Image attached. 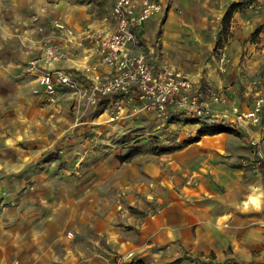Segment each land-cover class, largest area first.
Returning a JSON list of instances; mask_svg holds the SVG:
<instances>
[{
	"label": "rangeland",
	"instance_id": "rangeland-1",
	"mask_svg": "<svg viewBox=\"0 0 264 264\" xmlns=\"http://www.w3.org/2000/svg\"><path fill=\"white\" fill-rule=\"evenodd\" d=\"M233 2L236 6L232 12L239 9L249 16L264 13V6L254 0H231L223 7L218 31L211 21L217 33L205 59L212 61L209 67L214 69L213 81L220 77L216 70L227 69L221 47L228 39L232 12L225 26L223 15ZM160 3V9L135 29L137 40L130 49L133 54H143L149 67L180 70L191 80L186 90L175 89L174 98L164 100L150 98L146 93L140 96L141 91L134 85L127 89L110 86L124 81L123 69L104 60L98 43L89 41L86 35L113 30L114 2L99 27L82 30L80 35L61 19L46 24V28L45 24L37 25L42 34L38 54L30 57L24 67L29 72L41 71L33 73L38 86L31 90L39 98H29V108L25 103L16 104L20 107L17 113L12 117L3 113L0 120L2 137H7L5 144H12L0 152V203L6 205L14 218L12 222L19 226L23 241H29L32 222L35 242L51 245L54 252L49 255L50 264H191V252L184 248L174 256L154 254L142 242L148 234L142 237L141 233L144 224L154 219L170 224L171 217L176 225L178 211L172 204L191 197V167H197L204 155L209 156L191 146L203 144L207 137L200 132L213 127L212 120L199 116L224 118L230 125V130L212 136L213 144H223L225 148L211 152V161L233 165L244 160L251 174L264 160V151L260 157L251 142L256 139L262 145L254 131L260 128L264 107L260 124L254 126H242L223 116L225 108L238 106L242 110L251 105L250 88L258 80L264 87L263 77L259 78L262 75L249 81L246 95L242 93L244 85L229 87L235 83L230 74L220 77V84H206L201 74L191 72V54L185 55L188 62L181 63L175 61L178 56L174 54L170 58L169 49L163 50V42L169 39L165 35L167 27L163 26L169 6L164 0ZM155 14L160 16L152 35L140 39V30ZM35 20L39 22L36 17ZM55 21L63 22L66 29H57ZM258 27L255 24L254 28ZM45 29L50 36L64 38L65 43L51 40ZM187 38L191 36L183 33L182 48L191 52ZM76 45L83 50L79 52ZM47 46L60 56L47 58ZM40 62L63 66L43 68ZM60 72L70 76V83L57 81ZM46 73L56 84L54 92L47 91L42 82ZM107 85L110 89L102 92ZM129 150L135 153L125 157ZM209 262L199 260L198 264H223Z\"/></svg>",
	"mask_w": 264,
	"mask_h": 264
},
{
	"label": "crops",
	"instance_id": "crops-1",
	"mask_svg": "<svg viewBox=\"0 0 264 264\" xmlns=\"http://www.w3.org/2000/svg\"><path fill=\"white\" fill-rule=\"evenodd\" d=\"M229 1L164 0L169 7L163 26L167 27L165 35L169 39L163 42V50H171L170 53L168 50L170 58L173 59L171 54H174L178 56L175 61L181 63L188 62L186 56L191 54V72L195 70L201 74V80L208 81L206 84H217L221 82L220 77L230 74L235 83L229 87L235 89L239 84L244 85L242 93L246 95L249 93L250 80L261 75L259 78L264 79V13L262 16H249L239 9L232 12L228 39L221 47L227 69L225 72L216 70L220 74L219 79L211 80L214 69L209 65L212 61L205 59L217 33L211 21L216 23L218 31L223 7ZM254 1L264 6V0ZM113 2L0 0V120L3 113L8 114V117L16 114L20 109L16 104L25 103L29 108V98H39L31 90L38 86L33 73L40 74L41 71L29 72L24 67L30 57L38 54L37 47L42 38L36 29L38 23L45 24L46 28V24L61 19L80 35L82 30L99 27ZM159 16L155 14L143 25L139 32L140 39L152 35V27ZM255 24L259 27L254 28ZM45 30L51 40L65 43L64 38L50 36V31ZM183 33L186 37L191 36L187 38L190 39L187 45L191 46V52L188 48H182L180 38ZM170 40H174V43ZM77 42L81 43L80 40ZM170 42L173 44L170 45ZM21 44L33 45V48L28 49ZM75 48L79 52L83 50L78 45ZM39 66L49 68L63 65L55 63L46 66L40 62ZM254 132L261 138V149L264 151V118L260 128ZM3 134L0 127V152L4 151L3 147L12 145L5 144L7 137H2ZM213 135H202L207 137L203 144H191V148L197 146L209 156L204 155L197 167H191V197L172 204L178 211L176 225L172 223L175 220L171 217L168 219L170 224L159 223L158 219H154L144 224L141 236L148 234V238L142 242L147 243L149 249H153L159 257L166 253L174 256L180 248H184L191 252V264H198L199 260H214L223 264H264V160L257 163L251 174L244 160H238L233 165L220 160L217 163L211 161V152L223 151L225 148L223 144L212 143ZM250 192L257 194V202H245ZM0 204V264H50L48 258L54 252L53 248L50 244L35 242L36 233H33L32 222H29L31 236L25 242L19 226L12 222L14 218L6 211V205L3 202ZM29 215H32L30 210Z\"/></svg>",
	"mask_w": 264,
	"mask_h": 264
},
{
	"label": "built area",
	"instance_id": "built-area-1",
	"mask_svg": "<svg viewBox=\"0 0 264 264\" xmlns=\"http://www.w3.org/2000/svg\"><path fill=\"white\" fill-rule=\"evenodd\" d=\"M161 7L160 0H115L113 5V14L115 16V27L113 30L98 31L87 34L89 41H96L100 46L104 60L114 64L116 69H123L124 81L110 83V86L127 89L131 85L136 86L141 95L146 93L150 98H174V90L183 88L186 90L192 85L191 80L180 70H169L165 66H159L156 70L149 67L145 62L144 55L133 54L130 45L137 39L135 29L148 18L151 14L158 11ZM54 26L57 29H66L65 24L55 21ZM69 31V30H68ZM47 58L56 59L60 56L51 47L45 48ZM53 77L46 73L42 77V82L49 92H54L55 82ZM57 81L70 83V76L60 72L57 75ZM261 81H254L253 87L250 88L252 102L249 107L239 109L238 106L223 109V116L242 126L260 124L262 111L264 107V87ZM107 85L102 92L110 89ZM101 89V87L99 88ZM182 98H186L183 96ZM159 106L162 102L158 103ZM200 113L202 110H197ZM251 142L257 147V154L262 155V149L258 140L252 139Z\"/></svg>",
	"mask_w": 264,
	"mask_h": 264
},
{
	"label": "trees",
	"instance_id": "trees-1",
	"mask_svg": "<svg viewBox=\"0 0 264 264\" xmlns=\"http://www.w3.org/2000/svg\"><path fill=\"white\" fill-rule=\"evenodd\" d=\"M236 6V2H233L231 4V6L225 11L224 15H223V24L224 26L227 24V21L230 17V14L232 12V10L234 9V7ZM200 118H203L205 121L207 120H212L213 123V127L209 128L206 131H201L200 134H214L220 131H228L230 130L229 128V122L224 119V118H218V119H214V118H210L209 116H199ZM196 140V139H194ZM135 153L134 150H129L128 152H126L125 157L130 156L131 154ZM138 264L141 263L140 261L137 262ZM210 263V262H209ZM234 264H238L237 262H234Z\"/></svg>",
	"mask_w": 264,
	"mask_h": 264
},
{
	"label": "bare ground",
	"instance_id": "bare-ground-1",
	"mask_svg": "<svg viewBox=\"0 0 264 264\" xmlns=\"http://www.w3.org/2000/svg\"><path fill=\"white\" fill-rule=\"evenodd\" d=\"M258 192V191H257ZM248 196H247V200L245 201L246 203L247 202H257V200H258V196H257V194L256 193H254V192H250L249 194H247ZM261 195V194H260Z\"/></svg>",
	"mask_w": 264,
	"mask_h": 264
}]
</instances>
